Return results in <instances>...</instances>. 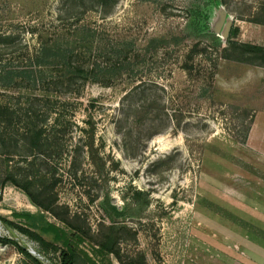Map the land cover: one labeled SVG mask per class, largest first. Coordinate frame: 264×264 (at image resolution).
I'll return each mask as SVG.
<instances>
[{
	"label": "rangeland",
	"instance_id": "374dc122",
	"mask_svg": "<svg viewBox=\"0 0 264 264\" xmlns=\"http://www.w3.org/2000/svg\"><path fill=\"white\" fill-rule=\"evenodd\" d=\"M95 1L0 0V33L14 39L9 50L0 42V58L22 63L41 42L59 33L69 39L82 25L136 52L115 81H88L65 96L73 135L64 150L73 147L74 160L54 149L0 155V180L7 169L17 179L27 174L33 190L53 195L46 211L7 182L0 217L23 227L14 213L43 214L64 228L67 221L90 252L89 241L112 225L109 204L126 227L122 263L110 255L109 264L140 255L148 264H261L253 256L264 251V65L232 59L228 39L235 26L236 43L264 47V0ZM195 46L204 51L191 54ZM10 92L0 88V102L13 101ZM0 237L36 247L1 221ZM0 264L24 259L0 242Z\"/></svg>",
	"mask_w": 264,
	"mask_h": 264
},
{
	"label": "trees",
	"instance_id": "16d2710c",
	"mask_svg": "<svg viewBox=\"0 0 264 264\" xmlns=\"http://www.w3.org/2000/svg\"><path fill=\"white\" fill-rule=\"evenodd\" d=\"M107 1L96 0L95 3L105 6ZM60 34L41 42L34 54L24 53L22 63L19 56L4 59L2 55L0 58V88L17 93V96L12 95L13 101L0 102V148L3 149L0 155L15 154L28 158L33 154L62 155L68 152L69 158L74 160V148L64 150L65 139L73 135L69 132L71 122L64 118L68 112V97L65 96L77 94L88 81L110 84L126 73L131 56H136V52L132 54L130 44L122 40L107 42L97 30L84 25L74 28L69 39H64ZM238 34V28L233 26L228 39L235 53L232 59L248 63L258 61L264 65V47L236 43L234 39ZM2 41L9 47L8 50L11 49L14 45L13 34L0 33ZM150 45L165 47L168 44L165 39H152ZM192 50L191 54L204 51L197 46ZM101 59L105 62L101 63ZM69 165V168H74L73 161ZM20 177L17 179L7 169L0 180V189L7 182L13 183L24 190L35 205L48 211L50 205L44 202L53 203L52 190H33L27 174ZM104 211L112 225L104 226L105 232L99 239L89 241L92 244L90 252L83 248L88 238L77 228L74 229L67 221H64L67 227H61L49 222L43 214L37 217L30 213H14L15 218L27 223L26 227L0 217L4 225L17 229L36 245L34 255L16 240L0 237V242L13 245L23 257L24 264H109L110 255L122 263L120 244L126 227L114 221L122 214L109 204ZM43 235H50L51 240H46ZM98 258L101 260L98 261ZM132 263L148 264L143 255L133 259Z\"/></svg>",
	"mask_w": 264,
	"mask_h": 264
},
{
	"label": "crops",
	"instance_id": "0c3cea01",
	"mask_svg": "<svg viewBox=\"0 0 264 264\" xmlns=\"http://www.w3.org/2000/svg\"><path fill=\"white\" fill-rule=\"evenodd\" d=\"M242 29V27H241ZM253 257H260L263 259L261 264H264V251L262 252V254H258V255H254ZM252 260V259H251ZM250 264H257L256 261L253 259V261L250 262Z\"/></svg>",
	"mask_w": 264,
	"mask_h": 264
},
{
	"label": "water",
	"instance_id": "95a60500",
	"mask_svg": "<svg viewBox=\"0 0 264 264\" xmlns=\"http://www.w3.org/2000/svg\"><path fill=\"white\" fill-rule=\"evenodd\" d=\"M23 244H24V242H23ZM25 246V245H24ZM32 255H34L35 254V251H33V250H31V251H29Z\"/></svg>",
	"mask_w": 264,
	"mask_h": 264
}]
</instances>
